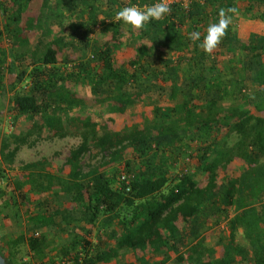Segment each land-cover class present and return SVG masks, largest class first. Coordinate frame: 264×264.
Segmentation results:
<instances>
[{
	"label": "trees",
	"instance_id": "16d2710c",
	"mask_svg": "<svg viewBox=\"0 0 264 264\" xmlns=\"http://www.w3.org/2000/svg\"><path fill=\"white\" fill-rule=\"evenodd\" d=\"M155 2L0 0V218L22 210L42 229L3 241L9 264H264V0H167L142 29L115 19ZM230 7L213 53L189 39ZM56 138L80 140L65 162L13 170L23 145Z\"/></svg>",
	"mask_w": 264,
	"mask_h": 264
},
{
	"label": "clouds",
	"instance_id": "9594fccd",
	"mask_svg": "<svg viewBox=\"0 0 264 264\" xmlns=\"http://www.w3.org/2000/svg\"><path fill=\"white\" fill-rule=\"evenodd\" d=\"M235 7L220 9L218 22L210 23L207 27L206 34L200 31L189 33V39L193 42L201 41L200 47L208 54L213 53L217 46L226 36L230 25L233 22V15L237 14ZM171 13V7L167 0H156L155 3L144 7L135 5L124 6L115 14V19L122 21L134 29H142L146 24L152 21L163 20Z\"/></svg>",
	"mask_w": 264,
	"mask_h": 264
},
{
	"label": "rangeland",
	"instance_id": "374dc122",
	"mask_svg": "<svg viewBox=\"0 0 264 264\" xmlns=\"http://www.w3.org/2000/svg\"><path fill=\"white\" fill-rule=\"evenodd\" d=\"M241 26L243 27V25ZM9 97H10V92H8L7 95L4 97V102L2 100H1L2 102H0V104L3 103V107H2L3 112L7 113L8 116H9V113H8L7 108L10 105ZM5 128H6V131H10L11 129L10 124L7 123ZM13 131H15L17 134L24 133V131L21 128H17V127L14 128ZM79 142L80 140L78 138H65V139H57V140H49V141L42 140V141L37 142L34 146H28V144H25L20 148L16 156L15 162L14 164H12V168L13 170H17L24 163L40 159L43 156H48L52 161H56L62 164L63 162L66 161L67 157L70 154L71 149L77 146ZM232 143L233 142H231V144ZM85 161H89V156H86ZM95 162H96V159L91 160V163H95ZM227 234H229V231H227ZM238 240L244 243L245 245L249 244L242 230H240V234H238Z\"/></svg>",
	"mask_w": 264,
	"mask_h": 264
},
{
	"label": "crops",
	"instance_id": "0c3cea01",
	"mask_svg": "<svg viewBox=\"0 0 264 264\" xmlns=\"http://www.w3.org/2000/svg\"><path fill=\"white\" fill-rule=\"evenodd\" d=\"M20 36H22V38H27L28 41H29V39L31 41L32 40L35 41V39H36L35 34H34V36L32 35L30 38L27 35H25L24 33H22ZM7 40H8V38H7ZM8 41L10 42V40H8ZM9 44H11V43H9ZM28 46H29V49H28L29 52L31 50H33L32 46H30V44H28ZM9 61H12V57H9ZM57 139L58 138L53 139V140H57ZM235 166L236 167H239V166L243 167V166H245V164L244 163H239V164L237 163V164H235ZM10 212H11L10 216H8V217L2 216L0 218V247L4 245L3 241H7V239L9 240L14 234L16 235V234L21 233L23 231H25L26 233H30L32 231L33 232L34 231H42L41 228H39L36 225H33L34 224L32 221L33 219L28 214V212L25 213L22 210L21 211L19 210L18 212H14L11 210ZM54 223H55V226L54 225H48L44 229V231L54 233V232L58 231L60 228H63V226H64L62 218H60V217L56 218ZM62 238H63L62 236H55L51 240V247H50L51 255L56 256L57 253L59 252L60 248L62 247ZM65 242H66V239H65ZM121 254L123 255V258L121 259L120 262L124 263L129 258V253L126 251H122ZM64 264H70V263L65 262Z\"/></svg>",
	"mask_w": 264,
	"mask_h": 264
},
{
	"label": "water",
	"instance_id": "95a60500",
	"mask_svg": "<svg viewBox=\"0 0 264 264\" xmlns=\"http://www.w3.org/2000/svg\"><path fill=\"white\" fill-rule=\"evenodd\" d=\"M0 264H9L2 254H0Z\"/></svg>",
	"mask_w": 264,
	"mask_h": 264
}]
</instances>
